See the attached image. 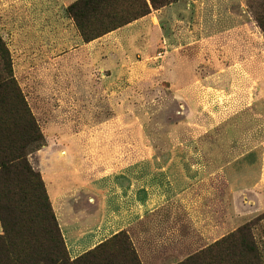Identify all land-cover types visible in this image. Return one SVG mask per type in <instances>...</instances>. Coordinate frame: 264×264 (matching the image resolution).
<instances>
[{
    "label": "rangeland",
    "instance_id": "1",
    "mask_svg": "<svg viewBox=\"0 0 264 264\" xmlns=\"http://www.w3.org/2000/svg\"><path fill=\"white\" fill-rule=\"evenodd\" d=\"M41 1L0 0V35L44 136L43 152L28 155L36 171L54 151L65 158L73 150L78 169L89 164L96 173L107 160L128 163L140 148L158 164L172 154L190 169L203 163L209 176L264 139V0H178L91 41L67 12L75 0H59V29L47 10L58 0ZM240 99L248 108L231 114ZM205 183V239L190 224L187 250L178 258L170 249L179 242L165 244V264L264 212L262 197H235L223 177ZM253 233L264 249V219Z\"/></svg>",
    "mask_w": 264,
    "mask_h": 264
},
{
    "label": "crops",
    "instance_id": "2",
    "mask_svg": "<svg viewBox=\"0 0 264 264\" xmlns=\"http://www.w3.org/2000/svg\"><path fill=\"white\" fill-rule=\"evenodd\" d=\"M55 4L47 7L52 13L48 20L50 27L59 29V0ZM41 7L35 11L40 20L41 16L44 19ZM247 104L238 100L231 114H239L248 108ZM244 135L246 139L247 131ZM65 153L67 157L61 158L54 151L38 169L71 258L119 231L129 235L142 264H165L164 256L159 254L166 251L165 244L173 242H179L180 249H166L177 252L179 258L187 250L188 235L183 230L190 224L200 231V240L205 239L204 230H199L205 228L202 187L211 178L217 181L223 177L235 197L253 192L264 201V139L235 153L209 176L202 171L203 163L190 169L187 163H177L172 154L167 162L158 164L156 153L142 159L140 148L132 150L133 158L128 163L123 159H115L116 163L107 160L96 173L88 169L89 164L86 170L78 169L73 150Z\"/></svg>",
    "mask_w": 264,
    "mask_h": 264
},
{
    "label": "trees",
    "instance_id": "3",
    "mask_svg": "<svg viewBox=\"0 0 264 264\" xmlns=\"http://www.w3.org/2000/svg\"><path fill=\"white\" fill-rule=\"evenodd\" d=\"M178 0H75L67 7L91 41ZM264 31V20L258 19ZM44 136L12 71L0 35V264H141L125 231L71 259L39 171L28 155ZM264 212L176 264H264L253 233Z\"/></svg>",
    "mask_w": 264,
    "mask_h": 264
}]
</instances>
